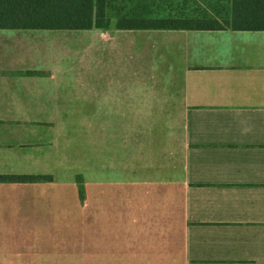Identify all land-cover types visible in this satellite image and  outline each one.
<instances>
[{
    "label": "crops",
    "instance_id": "crops-1",
    "mask_svg": "<svg viewBox=\"0 0 264 264\" xmlns=\"http://www.w3.org/2000/svg\"><path fill=\"white\" fill-rule=\"evenodd\" d=\"M22 175L51 180L0 179L11 264H264V31L0 28Z\"/></svg>",
    "mask_w": 264,
    "mask_h": 264
},
{
    "label": "trees",
    "instance_id": "trees-1",
    "mask_svg": "<svg viewBox=\"0 0 264 264\" xmlns=\"http://www.w3.org/2000/svg\"><path fill=\"white\" fill-rule=\"evenodd\" d=\"M225 1L230 10L226 18L199 0H0V28L264 31V0ZM0 179L36 182L51 177ZM76 185L81 193L79 174Z\"/></svg>",
    "mask_w": 264,
    "mask_h": 264
},
{
    "label": "rangeland",
    "instance_id": "rangeland-1",
    "mask_svg": "<svg viewBox=\"0 0 264 264\" xmlns=\"http://www.w3.org/2000/svg\"><path fill=\"white\" fill-rule=\"evenodd\" d=\"M208 7V5L211 6L212 11L217 10L221 16L226 18V16L229 14V7L227 6V3L225 0H199ZM82 30H57L55 33L58 34H65L67 36V42L68 47L71 50V58L69 59V63L72 64V69L74 74H80L81 72V65L83 68H86V60L88 62L89 54L87 53V50L84 49V44L80 42L81 32ZM82 44V45H81ZM83 50L81 52V55L76 50ZM86 51V53L84 52ZM82 58H84L82 62ZM88 65V64H87ZM74 119H79V115H74ZM3 247V243L0 245V248ZM8 248V247H7ZM10 249V248H8ZM10 258H5L2 256L0 258V264H11Z\"/></svg>",
    "mask_w": 264,
    "mask_h": 264
}]
</instances>
